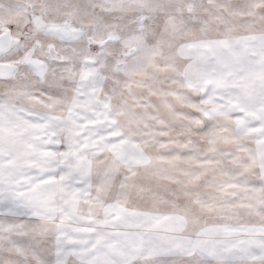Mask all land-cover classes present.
Masks as SVG:
<instances>
[{
    "label": "snow or ice",
    "instance_id": "6c2138e0",
    "mask_svg": "<svg viewBox=\"0 0 264 264\" xmlns=\"http://www.w3.org/2000/svg\"><path fill=\"white\" fill-rule=\"evenodd\" d=\"M0 264H264V0H0Z\"/></svg>",
    "mask_w": 264,
    "mask_h": 264
}]
</instances>
